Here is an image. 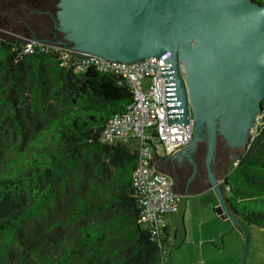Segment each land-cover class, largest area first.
Segmentation results:
<instances>
[{
	"label": "trees",
	"instance_id": "16d2710c",
	"mask_svg": "<svg viewBox=\"0 0 264 264\" xmlns=\"http://www.w3.org/2000/svg\"><path fill=\"white\" fill-rule=\"evenodd\" d=\"M2 28L1 252L12 256L24 246L25 223L62 206L80 264H163L171 236L168 227L155 236L139 223L137 153L102 141L110 119L133 102L129 85L92 66L79 70L75 51L65 59L43 46L22 54L26 42ZM223 183L232 214L264 232V117Z\"/></svg>",
	"mask_w": 264,
	"mask_h": 264
},
{
	"label": "water",
	"instance_id": "95a60500",
	"mask_svg": "<svg viewBox=\"0 0 264 264\" xmlns=\"http://www.w3.org/2000/svg\"><path fill=\"white\" fill-rule=\"evenodd\" d=\"M57 6L66 42L56 45L64 49L125 64L171 53L164 63L172 67L160 68L159 75L169 79L168 126L196 124L183 151L189 158L199 142H207L217 215L244 230V264L250 234L226 203L215 155L219 134L234 150L246 147L262 113L264 6L253 0H60Z\"/></svg>",
	"mask_w": 264,
	"mask_h": 264
},
{
	"label": "rangeland",
	"instance_id": "374dc122",
	"mask_svg": "<svg viewBox=\"0 0 264 264\" xmlns=\"http://www.w3.org/2000/svg\"><path fill=\"white\" fill-rule=\"evenodd\" d=\"M0 16L6 17L4 10H0ZM143 87L145 90L151 87L149 79L143 81ZM254 127L250 130L249 141L255 135ZM128 147L135 149L137 145L131 142ZM222 150L220 146L214 169L220 183L245 149L226 154ZM204 182L191 197L178 199L177 213L165 217L171 240L170 245L165 246L167 255L163 264H242L245 232L232 220L217 215L218 196L210 187L209 179ZM224 194L226 196V192ZM44 213L39 219L25 223L22 253L21 249H15L12 256H6L0 250V264L81 263L83 251L71 239L64 207H49ZM247 231L251 240L244 264H264V232L254 226Z\"/></svg>",
	"mask_w": 264,
	"mask_h": 264
},
{
	"label": "built area",
	"instance_id": "2783aa9c",
	"mask_svg": "<svg viewBox=\"0 0 264 264\" xmlns=\"http://www.w3.org/2000/svg\"><path fill=\"white\" fill-rule=\"evenodd\" d=\"M39 46L49 48L29 41L23 47L22 54H32ZM49 49L61 51L63 59L67 58L71 51L62 46ZM170 57L171 53L166 52L157 60L148 58L125 64L108 62L106 59L87 54L80 55L81 64L78 66L79 70L92 66L103 73L119 75L134 93L133 102L125 112L116 114L107 123L102 141L105 144L128 146L133 142L137 145V148H132L137 153V167L132 185L141 207L139 223L151 230L155 236H160L167 228L165 217L178 212L177 196L169 179L156 170L155 162L184 148L193 138L195 125L194 121L190 120L187 125L168 126L165 81L169 79L159 75L160 68L172 67L171 64L164 63ZM146 79L151 82V87L147 90L143 87V81ZM263 117L264 112L256 117L255 135L262 125Z\"/></svg>",
	"mask_w": 264,
	"mask_h": 264
},
{
	"label": "flooded vegetation",
	"instance_id": "af4514ba",
	"mask_svg": "<svg viewBox=\"0 0 264 264\" xmlns=\"http://www.w3.org/2000/svg\"><path fill=\"white\" fill-rule=\"evenodd\" d=\"M59 3L60 0H0V10H4L7 17L1 18L0 16V25L3 24L6 28H2V30L22 42L35 41L49 46V48L59 46L56 44L66 42L64 33L58 29L57 12L59 8L57 5ZM195 125L192 140L181 150L159 159L157 163L158 171L169 179L177 201L179 198L191 197L205 183L204 180L208 182L206 172L207 142L205 140L199 142L195 151L189 154L192 161L183 155V151L194 140ZM205 134L207 135V133ZM220 146L223 149V154L238 150L227 146L219 134L216 155H218Z\"/></svg>",
	"mask_w": 264,
	"mask_h": 264
},
{
	"label": "crops",
	"instance_id": "0c3cea01",
	"mask_svg": "<svg viewBox=\"0 0 264 264\" xmlns=\"http://www.w3.org/2000/svg\"><path fill=\"white\" fill-rule=\"evenodd\" d=\"M158 161H159V160H156V162H155V166H156L155 168H156L157 171H158V168H157V167H158V164H157ZM158 172H160V171H158ZM178 211H179V210H178ZM176 213H177V212H176ZM167 227H168V226H167ZM168 229H169V228H168ZM169 233H170V230H169ZM170 236H171V235H170Z\"/></svg>",
	"mask_w": 264,
	"mask_h": 264
}]
</instances>
